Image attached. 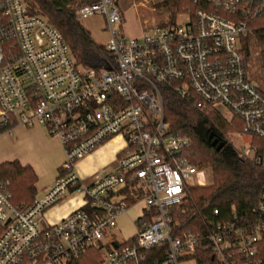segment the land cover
I'll use <instances>...</instances> for the list:
<instances>
[{
	"label": "built area",
	"instance_id": "built-area-1",
	"mask_svg": "<svg viewBox=\"0 0 264 264\" xmlns=\"http://www.w3.org/2000/svg\"><path fill=\"white\" fill-rule=\"evenodd\" d=\"M95 14L105 20L111 54L102 68L78 64L60 31L25 0H0V128L40 124L65 153L56 180L29 203L13 201L0 173V264H73L89 250L98 264H263L255 256L264 185L250 217L231 205L226 219L198 227L178 219L189 187L205 185L208 175L188 158L190 137L170 131L164 96L238 119L250 141L235 148L264 171V153L252 144L264 139V91L251 81L243 52L256 21L264 28V0H205L138 37L123 33L117 0L76 9L82 18ZM114 136L125 141L114 170L81 178L75 163ZM68 193L80 204L44 224L41 214ZM139 201L136 233L115 239L117 217Z\"/></svg>",
	"mask_w": 264,
	"mask_h": 264
},
{
	"label": "trees",
	"instance_id": "trees-1",
	"mask_svg": "<svg viewBox=\"0 0 264 264\" xmlns=\"http://www.w3.org/2000/svg\"><path fill=\"white\" fill-rule=\"evenodd\" d=\"M25 1L32 12L47 17L60 31L78 64L92 67L85 60V54L89 50L109 55L104 45H98L93 41L89 31L80 24L76 15L77 7L97 0ZM204 1L161 0L154 6L166 10L171 17L169 23H173L178 13L193 12L201 7ZM259 21L261 19L256 21V28L252 33L260 46L264 74V28ZM246 37L243 40V52L246 57H249L251 50ZM188 107L190 106L187 103L167 91L164 96V120L168 123L171 132L190 137L188 158L197 167L209 168L210 181L207 186L189 187L186 201L183 204L187 212L179 215L178 219L182 224L195 223L198 227L207 219H226L231 205L235 206L240 216L250 217V212L257 204L261 187L264 185V171L244 157L225 134L230 127L241 131L242 123L238 119L228 123L215 112L202 113ZM189 111H192L196 117H193ZM211 131L215 133L219 142L223 143L219 149L211 144L213 140V137L209 138ZM2 132L3 129L0 128V133ZM252 144L258 154L264 153L263 138L254 137ZM0 173L11 181L10 190L15 203H29L33 200L36 193L37 175L29 164L23 165L18 160L0 162ZM214 209H218V215L213 214ZM255 257L264 264V235ZM98 263L97 252L89 250L73 264Z\"/></svg>",
	"mask_w": 264,
	"mask_h": 264
},
{
	"label": "crops",
	"instance_id": "crops-1",
	"mask_svg": "<svg viewBox=\"0 0 264 264\" xmlns=\"http://www.w3.org/2000/svg\"><path fill=\"white\" fill-rule=\"evenodd\" d=\"M120 1L124 2L125 4L124 7L121 8V11H119L123 29L126 27V19L127 22H129V11L133 9L136 13H138L139 7H143L147 3H152L150 0H117V4ZM99 16L103 20V24L100 28L96 29L93 27L85 26V29L89 31L90 36L95 43V36L99 34V32L103 33L106 36L105 42L108 38V34L105 30V20L103 16ZM140 35L141 34L134 35L133 37H138ZM3 133L12 137L14 142L13 145L15 148L12 153V159L3 161L0 160V162L18 160L23 165L29 164L34 169L37 175V181L38 178L39 180H41L46 172L51 173L53 175L52 179L42 185L43 192L45 193L61 173V165L65 160L64 149L59 139L49 135L46 129L40 124H33L31 126L17 125L13 127L10 132ZM124 146L125 141L122 137H112L111 139L91 151L85 157L80 159L76 166V172L81 178L90 180V178H92V176L94 175H102L113 171L115 168V158ZM42 154L48 157V163H46V166L42 165L39 162V155L41 156ZM37 181L35 183V186L37 185ZM80 202L81 199L79 196L76 201H63L62 199L58 203L49 207L45 212V216L50 222H55L75 209L80 204ZM140 204H142V201H139L135 205L129 206L127 212L120 214L117 219L119 217L126 216L134 226V222L140 216L142 207H139L136 216H131L129 214V210L140 206ZM114 237L115 239H117L116 236Z\"/></svg>",
	"mask_w": 264,
	"mask_h": 264
},
{
	"label": "rangeland",
	"instance_id": "rangeland-1",
	"mask_svg": "<svg viewBox=\"0 0 264 264\" xmlns=\"http://www.w3.org/2000/svg\"><path fill=\"white\" fill-rule=\"evenodd\" d=\"M152 3H147L143 7L138 8V13H136L133 9L129 11V22H127L126 19V27L123 29V33L125 35L134 36L142 34L143 31H146L147 29L151 28H159L164 26V24L169 23L171 17L168 14L166 10L163 8H157L154 6V3L159 2L160 0H150ZM124 2H119L117 4L118 10L121 11V8L124 7ZM179 14V13H178ZM177 14V15H178ZM78 21L80 24L85 28L87 27H93V28H100L103 24L102 18L95 14L91 17L82 18L81 16H77ZM177 20V16L175 18ZM106 36L103 33L97 34L95 36L96 44L102 45L105 43ZM246 40H248V43L250 45L251 53L249 57H246V64H247V71L249 74V77L251 81L256 84V86L264 91V74H263V68H262V61H261V55H260V46H258V43L256 42V38L254 34L251 32L248 34V37H246ZM109 55H105L104 53H99L94 50H89L85 54V60L87 63H89L90 66H94L97 68H102L101 66L104 65L105 60H111V54L108 52ZM110 56V57H109ZM191 109L190 107H188ZM190 114L193 117L195 114L192 111H189ZM222 117V116H221ZM224 120H226L228 123L235 120L233 119H226L225 117H222ZM48 133V132H47ZM226 136L231 141V143L236 148H243L246 147L248 142L250 141V137L247 135H240V131H236L235 127H230L226 131ZM13 139L11 136H8L5 133H0V160H9L13 158V151H14V145H13ZM39 162L46 166V163H48V157L45 155H39ZM78 161L75 163V169L77 166ZM205 168L207 171V182L203 186H207L210 181V172L208 167H200ZM53 175L49 172H46L44 176L41 178V180L37 181L36 185V198H41L44 195L42 185H44L46 182L51 180ZM78 198V195L74 194H67L66 197L63 198V201H76ZM78 202V201H77ZM144 203L140 204V206L132 208L129 210V214L131 216H136L139 207H143ZM46 210L41 214V220L44 224L49 222L47 217L45 216ZM114 236L117 237L118 240H124L127 238L132 237L136 233V229L133 226V224L129 221L128 217L122 216L119 217L116 220V227L114 228ZM179 264H196L193 260H182L179 262Z\"/></svg>",
	"mask_w": 264,
	"mask_h": 264
},
{
	"label": "water",
	"instance_id": "water-1",
	"mask_svg": "<svg viewBox=\"0 0 264 264\" xmlns=\"http://www.w3.org/2000/svg\"><path fill=\"white\" fill-rule=\"evenodd\" d=\"M213 140L211 142L212 146L216 145V149H219L222 146V142H219V139L215 136V133L213 131L210 132L209 134V138H212Z\"/></svg>",
	"mask_w": 264,
	"mask_h": 264
}]
</instances>
